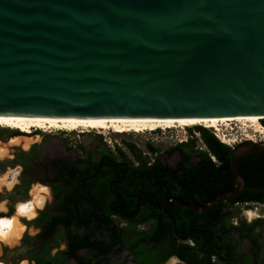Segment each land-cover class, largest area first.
Instances as JSON below:
<instances>
[{
    "label": "water",
    "instance_id": "water-1",
    "mask_svg": "<svg viewBox=\"0 0 264 264\" xmlns=\"http://www.w3.org/2000/svg\"><path fill=\"white\" fill-rule=\"evenodd\" d=\"M249 115L264 117V0H0V119ZM261 153L245 138L230 189L173 200L213 209L245 187L238 160Z\"/></svg>",
    "mask_w": 264,
    "mask_h": 264
},
{
    "label": "flooded vegetation",
    "instance_id": "flooded-vegetation-1",
    "mask_svg": "<svg viewBox=\"0 0 264 264\" xmlns=\"http://www.w3.org/2000/svg\"><path fill=\"white\" fill-rule=\"evenodd\" d=\"M81 133L83 136L89 135L87 131ZM238 143L230 146L231 149ZM34 146L39 148L33 144L27 151L19 150L11 158L0 160V171H5L8 167L19 171L16 177L19 183L14 184L7 193L10 203L27 194L34 181L45 184L51 194L50 202L46 203L43 210H38V216L34 220L30 222L20 219L25 225V231L18 246L4 248L2 259L6 264L8 261L10 264H21L23 261L25 264H38V260H62L64 264H136L135 255L138 259H150L153 264H168L171 257L178 258L181 264H264V201L245 199L246 195L264 196V191H248L246 180L245 187L237 196L220 200L213 209L204 213H197L192 208L175 202L173 198L183 204H205L212 197L203 203L185 200L180 190L169 193L164 189L158 198L155 194L157 192L148 187L139 193L134 205H128L119 191L121 186L115 183V170L122 167L126 174L130 173L128 169L139 165V161L132 156L126 145L131 157L115 159L117 151L113 152V156L105 155V144L96 141L73 157L52 159L46 168L49 170L48 177H45V169L42 178H36L33 173L40 152L39 149L37 157L33 158L31 151ZM203 146L205 147L204 144ZM22 151L27 154L25 158L20 156ZM150 154L148 152L149 158H146L149 168L156 161L163 166L175 167L180 160L177 152L172 153L176 155L173 163L163 161L157 152L152 157ZM164 155H167L166 151ZM212 157L213 161L218 162L215 156ZM190 160L197 162L199 157L193 156ZM59 170L64 171V186L57 188V177L61 176ZM172 174L173 177L169 176L171 180L178 175ZM153 176L155 174L149 176L150 182L153 181ZM161 176L160 174L156 180ZM164 186H167L166 182L163 183ZM61 190L64 191L63 202L60 201ZM182 208L191 209L197 214L206 213L205 216L214 211H220L221 215L213 218L212 231L198 226L186 230L185 224H179L177 229L172 222L175 220L172 211L177 210L179 215L178 209ZM242 208H259L261 215L248 223L241 215ZM151 211L160 212L162 219L150 217L135 221L143 212ZM122 212L134 214L123 217L118 214ZM63 213H69L64 223L55 219L48 222L46 229L45 214L49 218H62ZM234 217L238 218L235 225L231 223ZM121 223H126L127 227L121 228ZM29 224L37 230L33 236H29L27 232ZM138 225H144V230H137ZM189 240L193 242L191 245ZM47 247L50 249L45 253Z\"/></svg>",
    "mask_w": 264,
    "mask_h": 264
},
{
    "label": "trees",
    "instance_id": "trees-1",
    "mask_svg": "<svg viewBox=\"0 0 264 264\" xmlns=\"http://www.w3.org/2000/svg\"><path fill=\"white\" fill-rule=\"evenodd\" d=\"M260 121L264 126V120L261 119ZM187 129L189 131L194 129L199 133L198 138L205 145V148L197 147L196 137H189V139L186 141L178 142L166 148L165 151L168 156L172 155L174 152H177L180 156V160L175 167L163 166L159 161H156L149 168L146 163V158H149V155L143 153L134 144L126 142L125 145L131 152L132 156L139 161V165L133 166L132 169H128L130 173L126 174L125 169L122 167H120L119 170H115V178L117 179L115 180V183L121 186L120 189H118L123 200L127 201L126 204L134 205L139 193L148 187H151L157 192L155 194H157L158 198L164 189H166L169 193H176L180 190L182 191V195L184 194L185 200H192L199 203H203L206 199L215 196L217 193L231 188L232 176L228 163L231 147L223 143L209 127L194 125L188 127ZM146 148L147 152L151 153L152 155H154L156 152L158 153L159 151V149L151 143H147ZM38 152L39 148L34 146L33 150L31 151V156L33 158L37 157ZM104 153L108 156L114 155L113 152H111L107 147L105 148ZM26 155L27 154L25 152H20V156L22 158H25ZM193 156H198L199 160L197 162L190 160V158ZM212 156H215L218 162L213 161ZM116 157L127 158L128 156H126L124 152L117 148L115 159ZM238 169L247 182L248 191H264V153L247 155L240 158L238 160ZM58 172L61 173V176L57 177V188L64 186V182H62V180H64V171L62 172V170H59ZM172 173H176L178 175L177 177L174 176V178L171 180L169 176L173 177ZM152 174H155V176H153V181L150 182L149 180L151 177L149 176ZM160 174L162 175L161 178L156 180ZM165 175L167 177H165ZM164 182H166L167 186L163 187ZM27 187L24 189V192H26ZM61 191L60 201L63 202L64 191ZM246 196L245 199H259L260 201H264V196ZM140 198L142 201V197ZM178 210L179 215H177V210L172 211L173 216H175V220L172 222L175 223L176 228L177 226H180L179 224H185L186 230L189 227L198 226L199 228H207L212 231L214 226L213 218L221 215L220 211H214L210 213V215L205 216L207 215L206 213L197 214L191 209L182 208V210ZM118 214L123 217H127L128 215L134 214V212H122ZM68 215L69 213H63L62 218L58 216L49 218L46 217L45 214L44 223L46 229H48L49 226L48 222L56 219L60 223H64ZM150 217L160 220L162 219V214L158 211L143 212L141 217L136 218L135 221L144 220ZM186 230L183 231L186 232ZM202 242L200 239V243ZM49 249L50 248L47 247L45 253H47ZM134 260L136 264H153L150 259H138L136 255ZM38 264H64V262L62 260H38Z\"/></svg>",
    "mask_w": 264,
    "mask_h": 264
},
{
    "label": "rangeland",
    "instance_id": "rangeland-1",
    "mask_svg": "<svg viewBox=\"0 0 264 264\" xmlns=\"http://www.w3.org/2000/svg\"><path fill=\"white\" fill-rule=\"evenodd\" d=\"M187 128L188 127L182 128L177 126L164 129L157 128L156 131L144 130L142 132H116L112 128L92 130L89 129L84 130L89 132V135L83 136L80 129L69 131L65 129L49 128L44 130L35 127V129L32 128L30 132H22L14 128L0 126V142L4 145L7 152V155L0 158V160L11 158L12 154L19 150L27 151L33 144H36L39 146L40 152L39 157L35 161L33 173H35L36 178H42L44 177V170L48 168L47 164L52 159H59L61 157H73L74 155L81 153L84 149L89 148L91 143L93 144L96 141H100L104 143L111 152L117 151V148H119L128 157H131V155L125 147L126 142L134 144L145 154H148L146 148L147 143H152L159 149L158 153L163 161L173 163L176 155H164V151L166 150V148L178 143L179 140L186 141L189 139V137H196V145L201 148H205L198 138L199 133L198 135H196L194 133L197 132L196 130L193 129L189 131ZM209 128L213 131L216 130L215 132L218 138L223 143L229 146L241 142L242 140L247 138L246 136H249L256 141L264 140L263 135L260 131L257 130L256 125L251 122L243 123L241 121L231 120L221 122L217 127ZM47 130H50V132ZM10 141L11 143H9ZM150 156L152 157L153 155L150 154ZM9 170H13V168L8 167L5 171H0V177L2 178L5 177L6 173H8L7 178L4 179V182L6 183L8 181H11L12 176L15 175V171L10 172ZM47 174L49 175L48 169H46L45 177H48ZM6 183L0 185V202H3L5 200L8 202L7 207L9 208V212L7 213V215L13 214L14 205L17 202L31 199V197L29 196V192L30 190H32L33 185L42 184L41 182L34 181L30 186V189L28 190V195L23 194L19 198H17L16 202L10 203L7 197V193L9 190L5 186ZM0 215L3 214L0 213ZM20 222L22 223L21 220ZM36 231L37 230L33 228L32 224L28 225L27 232L29 236H33L31 233H35ZM18 244L19 241L14 247L18 246ZM4 248L7 247L3 244H0V260L2 261V258L4 256ZM7 264H10L9 261L7 262ZM17 264H20V262ZM21 264H25V261L21 262Z\"/></svg>",
    "mask_w": 264,
    "mask_h": 264
},
{
    "label": "bare ground",
    "instance_id": "bare-ground-1",
    "mask_svg": "<svg viewBox=\"0 0 264 264\" xmlns=\"http://www.w3.org/2000/svg\"><path fill=\"white\" fill-rule=\"evenodd\" d=\"M263 116L249 115L236 117L221 118H204V119H0V126L14 128L22 132H30L32 128L40 129H65V130H92L112 128L116 132H142L144 130H156L157 128L171 127H189L202 125L205 127H217L219 123L237 120L241 122H251L256 125L257 130L261 132L264 138V126L260 120ZM217 129V128H216ZM252 139L249 136H246ZM253 140V139H252ZM224 141V140H223ZM0 149L6 151L4 145L0 142ZM5 177H0V185L5 184ZM21 223V222H20ZM22 224V223H21Z\"/></svg>",
    "mask_w": 264,
    "mask_h": 264
},
{
    "label": "clouds",
    "instance_id": "clouds-1",
    "mask_svg": "<svg viewBox=\"0 0 264 264\" xmlns=\"http://www.w3.org/2000/svg\"><path fill=\"white\" fill-rule=\"evenodd\" d=\"M11 143V141L9 142ZM7 155V152L0 149V158ZM10 172L13 170H9ZM8 173L5 174V179ZM19 175V171H15V175L12 176V180L6 183V188L11 190L14 184L19 183L16 177ZM31 199L17 202L14 205V212L12 215H7L9 208L7 207V201L0 202V244H3L7 248L11 249L21 239V235L25 231V225L20 223V218H24L27 221H32L38 216V210H43L46 203L50 202L51 194L49 188L42 184L33 185L32 190L29 192ZM241 215L246 218L248 223H251L253 219L258 218L261 215L259 208L245 209L242 208ZM231 223L233 225L238 223V218H232ZM121 228L127 227L126 223L120 224ZM137 230L143 231L144 225H138ZM35 235V233H31ZM191 245L193 242L188 241ZM0 264H6V262L0 260ZM168 264H181V261L176 257H171Z\"/></svg>",
    "mask_w": 264,
    "mask_h": 264
},
{
    "label": "built area",
    "instance_id": "built-area-1",
    "mask_svg": "<svg viewBox=\"0 0 264 264\" xmlns=\"http://www.w3.org/2000/svg\"><path fill=\"white\" fill-rule=\"evenodd\" d=\"M153 131H156V130H153ZM216 131V130H215ZM215 131H213L214 132V134L217 136V134H216V132ZM196 135H198V132H194ZM218 137V136H217ZM179 142H181V140H179Z\"/></svg>",
    "mask_w": 264,
    "mask_h": 264
}]
</instances>
